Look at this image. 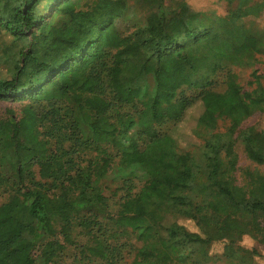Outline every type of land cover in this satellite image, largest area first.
<instances>
[{
    "label": "trees",
    "instance_id": "obj_1",
    "mask_svg": "<svg viewBox=\"0 0 264 264\" xmlns=\"http://www.w3.org/2000/svg\"><path fill=\"white\" fill-rule=\"evenodd\" d=\"M129 1L0 0V100L21 103L0 117V247L19 258L0 264H65L69 248L77 264L259 256L240 239L264 243V129L241 125L264 114V85L231 67L264 54V0L225 15ZM196 102L198 152L170 133Z\"/></svg>",
    "mask_w": 264,
    "mask_h": 264
},
{
    "label": "rangeland",
    "instance_id": "obj_2",
    "mask_svg": "<svg viewBox=\"0 0 264 264\" xmlns=\"http://www.w3.org/2000/svg\"><path fill=\"white\" fill-rule=\"evenodd\" d=\"M135 0H130L129 3H133ZM189 6L197 11H213L219 15H225L229 9L235 6V3L229 4L227 0H186ZM134 5V4H132ZM133 11L140 13V8L138 5L131 7L129 13ZM256 24L264 29V11L261 12L257 17L254 18ZM3 40L4 38H0ZM231 70L238 75V79L244 89H251L254 86L255 76L259 77L258 81H260L264 85V54L257 55L256 61L249 66L246 67H237L232 66ZM21 107V103L17 101L11 100H0V117L5 116L7 109H13L16 114L19 113V109ZM202 112V104L200 102H196L192 107H190L183 117V120L179 122L176 126H174L170 133L174 137L177 145L182 150H194L198 152V147L201 144V141L193 134V129L195 127L196 121L200 113ZM227 125V121L220 120L219 127L220 129L225 128ZM249 125L255 126L257 129H264V114L256 112L246 118L242 122V127H246ZM238 152V167L252 168L255 166V163L250 161L243 149L242 146L238 143L237 145ZM236 176H238V181L242 184V177H240V171L236 172ZM108 186L105 192H110L108 188H114L115 186L108 181ZM179 222L184 224L189 230L197 231V227L195 224L185 218L178 219ZM223 240H218L212 243L210 247V253L212 255H220L223 248ZM240 244L247 248H255L257 249L259 256L255 257V264H264V243H260L258 240V235L244 234L240 239ZM1 257L12 258V260H18L15 255H12L9 251L8 247L1 246L0 247ZM75 253V249L69 248L66 254L65 264H77L73 261V254ZM209 264H223L220 261H214Z\"/></svg>",
    "mask_w": 264,
    "mask_h": 264
}]
</instances>
